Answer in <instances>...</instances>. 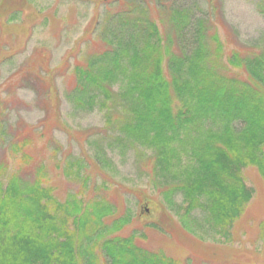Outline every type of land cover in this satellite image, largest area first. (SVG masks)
Here are the masks:
<instances>
[{"label": "trees", "instance_id": "16d2710c", "mask_svg": "<svg viewBox=\"0 0 264 264\" xmlns=\"http://www.w3.org/2000/svg\"><path fill=\"white\" fill-rule=\"evenodd\" d=\"M215 1L100 0L93 8L79 42L86 50L56 71L70 112L101 114V129L84 139L89 161L66 158L53 139L61 125L57 77H44L43 66L22 64L20 79L33 90L43 117L10 134L0 123L2 150L11 149L22 162L7 175L9 157L0 154V264H194L139 244L145 229L170 235L164 213L123 232L140 191L130 206L126 190L123 212L106 194V179L83 193L90 185L87 162L107 172L106 150L114 149L132 154L138 180L148 178L182 232L200 241L227 238L252 198L244 170L254 169L264 188V34L225 53ZM30 3L0 0V14L16 21ZM7 46L0 45V55L11 60ZM100 135L107 136V149ZM46 151L49 164L64 178L78 179L81 191L57 197L44 180L48 165L37 157Z\"/></svg>", "mask_w": 264, "mask_h": 264}, {"label": "rangeland", "instance_id": "374dc122", "mask_svg": "<svg viewBox=\"0 0 264 264\" xmlns=\"http://www.w3.org/2000/svg\"><path fill=\"white\" fill-rule=\"evenodd\" d=\"M99 1L33 0L21 17L13 22H7L0 14V45L8 44L5 56L13 55L11 60L1 58L0 55V123L3 126V134L13 133L14 129L25 128L27 125L35 127L42 119L43 112L35 100V94L27 83L20 79L19 70L25 62L34 70L43 66L42 71L47 74L44 77H57L55 81L60 98L58 120H61V125L53 129V139L61 145L66 158L86 157L89 161L91 152L87 149L84 139L90 136L91 130L101 129V114L96 111L80 114L70 112L63 97L64 79L56 76V71L62 61H71L72 55L86 50L79 42L95 16L93 8ZM215 2V22L225 53L230 49L239 52L242 47L249 46L251 41H256L264 34V1ZM55 103V99L51 97L50 105L53 108ZM99 137L106 140L102 144H105L107 149V136ZM1 142L3 143L2 138L0 154L5 153L9 157L8 175L22 165V162L19 155L11 149L7 150L5 147L2 150ZM36 144L41 147L42 140H38ZM106 153L107 158L111 160V167L107 172L100 170L93 162H87L86 173L90 176V185L83 193L90 194L92 183L100 185L102 179H106V194L116 201L119 211L123 212V194L126 190L131 191L125 194L126 205L130 201V206L138 195L134 192L140 191L142 200L136 206L137 211L136 207L132 206L131 223L123 232H128L136 225L142 226L143 220L157 219L162 213L167 218V222L163 221V224H166L165 230L169 228L170 232L169 235L158 230L145 229V239L139 240L142 247L149 250L161 249L166 255L180 262L190 258L194 264H264V188L254 169L247 168L243 172L244 180L253 190V194L242 215L232 224L227 238L218 234L215 240L200 241L177 228L175 217L171 212L163 210L158 191L152 189L147 177L138 180L139 168L132 154L119 155L117 149L106 150ZM40 154L37 153V157L48 165L44 180L53 186L59 199L64 198L68 192L81 191L78 179L64 178L61 169L49 164L53 161L47 151L42 156ZM61 159H64L63 155L60 156L59 160ZM95 194L103 193L92 191V195Z\"/></svg>", "mask_w": 264, "mask_h": 264}]
</instances>
